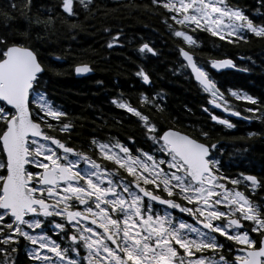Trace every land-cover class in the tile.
Returning <instances> with one entry per match:
<instances>
[{"label": "snow or ice", "instance_id": "snow-or-ice-1", "mask_svg": "<svg viewBox=\"0 0 264 264\" xmlns=\"http://www.w3.org/2000/svg\"><path fill=\"white\" fill-rule=\"evenodd\" d=\"M31 4L32 0H22L20 5H8L29 21L24 31L0 32V264H19L21 250L28 264H264V202L242 190L255 194L264 188V180L243 172L226 175L217 155L223 149L217 142H201L210 140L208 131L189 125L198 134L193 136L165 128L141 110L147 106L162 114L157 103L163 100L162 92L140 93L139 107L123 93L110 101L137 118L151 142L148 151H133L128 146L136 144L132 136L125 143L93 134L84 145L71 144L75 121L50 97L46 79L48 73L60 74L46 62L63 63L67 57L45 55L40 49L51 43L56 19L61 23L78 19L79 10L89 12L93 0H59L63 17H54L51 8L43 7L45 18L29 16ZM151 4L166 10L163 23L186 46L177 47L183 63L173 71H188L207 95L208 106L202 111L210 120L226 129L236 127L210 109L246 121L264 120L258 97L233 88L226 90V96L207 70L237 69L233 59L202 62L188 50L200 46L194 35L199 31L232 45L247 43L249 36L264 40V13H254L260 18L256 22L230 0H151ZM260 4L264 7V0ZM33 24L43 35L33 33ZM79 27L75 19L67 24L69 31ZM103 31L109 34L108 49L123 47L121 29L114 34L107 27ZM136 51L141 58L159 55L148 41ZM72 71L85 75L93 68L82 62ZM134 75L146 85L151 83L142 65ZM229 98L248 102L253 107L245 111L252 115L242 116ZM256 135L247 133L249 138Z\"/></svg>", "mask_w": 264, "mask_h": 264}, {"label": "trees", "instance_id": "trees-1", "mask_svg": "<svg viewBox=\"0 0 264 264\" xmlns=\"http://www.w3.org/2000/svg\"><path fill=\"white\" fill-rule=\"evenodd\" d=\"M230 2L244 9L256 22H259L260 18L254 13H264L260 0ZM10 3L20 5L22 0H0V12L4 14L0 15V32L9 29L24 31L29 26V21L21 15L19 9H10ZM131 4L139 7H131ZM145 5L148 7L145 8ZM42 7L51 8L54 17L64 16L59 8V0H32L28 15L45 18L47 12H41ZM92 9L97 11L93 12ZM167 15L163 8L153 7L151 0H93L89 12L79 10L78 19L71 18L65 23L56 19L51 43H46L40 51L45 55L54 52L67 57L63 63L52 60L46 62L60 73H48L46 79L49 80L50 97L63 107L69 119L75 121L76 130L71 144L84 145L95 134L100 139L113 136L125 143L126 137L132 136L136 139L135 147H147L148 141L137 118L117 108L110 101L114 96L123 93L133 106L139 107L137 98L140 93L151 96L162 92L163 100L157 99V103H161L164 109L162 114L147 106L141 110L161 121L165 128L179 127L193 136L198 134L189 125L208 131L210 140L202 141L217 142L223 149L220 160L222 171L226 175L235 177L241 172L251 173L264 180V120L232 119V123L236 125L234 129H226L210 120L208 113L202 111V106H208L207 95L200 91L188 71L183 74L173 71L183 63L177 47L186 46L180 38L173 37L170 30H167L166 24L163 23V18ZM5 17H10L7 26ZM73 19L80 27L79 30L69 31L67 24L72 23ZM169 23L173 22L169 20ZM105 27L112 29V34L116 29L123 31V47L108 49L105 46L109 39V34L103 31ZM32 29L34 34L38 32L43 35L40 27L33 24ZM194 35L200 41V46L189 50L198 60L206 62L210 58L223 56L237 60V69L221 72L207 69L225 95L227 96L228 88L242 89L258 97L264 105V40L249 36L247 43L232 45L207 32L199 31ZM144 41L150 42L159 51V55L141 58L136 49ZM69 48L71 51L66 53L64 50ZM82 62L90 63L93 71L87 76L78 77L72 67ZM137 65H142L150 74L151 85L147 86L134 75ZM244 68L248 71L238 70ZM229 99L235 110L245 116L252 115L245 111L247 107H253L248 102ZM249 132L258 135L249 138ZM256 192L252 195L260 199L264 188L257 189ZM18 259L19 264L27 261L20 254Z\"/></svg>", "mask_w": 264, "mask_h": 264}, {"label": "flooded vegetation", "instance_id": "flooded-vegetation-1", "mask_svg": "<svg viewBox=\"0 0 264 264\" xmlns=\"http://www.w3.org/2000/svg\"><path fill=\"white\" fill-rule=\"evenodd\" d=\"M219 112V111H218ZM120 141H122V142H124L123 140H120ZM150 144H151V142L150 141H148V145H147V147L146 148H143L145 151H148L149 149H150ZM130 148H132V150L133 151H135V148H137V147H135V146H133L132 144H129L128 145ZM220 147V146H219ZM91 154V153H90ZM1 171V170H0ZM244 191H245V194H247V195H250L251 196V198L253 199V200H256L257 202H264V201H261V198L260 199H256L252 194H250L249 193V191L247 190V189H244ZM257 193V192H256ZM262 197H264V192H262ZM184 215V218L185 219H187V220H189V222H192L191 221V218L190 217H188L187 216V214H183ZM53 238H55V237H53ZM20 255H23L24 257H25V255H24V253H23V251L21 250L20 251V253H19ZM26 258V257H25ZM27 259V258H26ZM19 260V259H18ZM21 264H28V262L27 261H22L21 262Z\"/></svg>", "mask_w": 264, "mask_h": 264}, {"label": "water", "instance_id": "water-1", "mask_svg": "<svg viewBox=\"0 0 264 264\" xmlns=\"http://www.w3.org/2000/svg\"><path fill=\"white\" fill-rule=\"evenodd\" d=\"M234 61V60H233ZM227 70H229V69H227ZM89 74H91V73H89ZM89 74H85V75H77V74H75L76 76H78V77H83V76H87V75H89ZM149 85V84H148ZM221 91H223V90H221ZM218 110H220V109H218ZM221 111V110H220ZM225 114V113H224ZM225 115H227L228 117H231V118H235V119H241V118H238V117H235V116H232V115H230V114H225ZM242 116H244L243 114H241ZM224 118V117H223ZM242 120H244V119H242ZM173 128V127H172ZM175 130H177V131H180L179 129H177V128H174ZM181 132H184V131H181ZM184 133H186V132H184ZM186 134H188V133H186ZM251 175H253V174H251Z\"/></svg>", "mask_w": 264, "mask_h": 264}, {"label": "rangeland", "instance_id": "rangeland-1", "mask_svg": "<svg viewBox=\"0 0 264 264\" xmlns=\"http://www.w3.org/2000/svg\"><path fill=\"white\" fill-rule=\"evenodd\" d=\"M166 28H167V30H169L167 26H166ZM221 154H222V152H221ZM1 171H2V170H1ZM242 190H243V189H242ZM246 195H247V194H246Z\"/></svg>", "mask_w": 264, "mask_h": 264}]
</instances>
